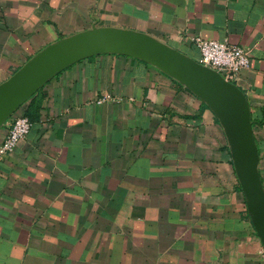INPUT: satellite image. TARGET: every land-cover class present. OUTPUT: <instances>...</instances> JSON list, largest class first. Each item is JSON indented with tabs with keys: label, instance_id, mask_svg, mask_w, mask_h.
Returning <instances> with one entry per match:
<instances>
[{
	"label": "crops",
	"instance_id": "obj_1",
	"mask_svg": "<svg viewBox=\"0 0 264 264\" xmlns=\"http://www.w3.org/2000/svg\"><path fill=\"white\" fill-rule=\"evenodd\" d=\"M94 20L198 60L195 35L244 47L249 65L232 81L250 104L264 185V0H0V81ZM37 101L0 156V264H264L224 130L182 83L99 53L55 74Z\"/></svg>",
	"mask_w": 264,
	"mask_h": 264
},
{
	"label": "water",
	"instance_id": "obj_2",
	"mask_svg": "<svg viewBox=\"0 0 264 264\" xmlns=\"http://www.w3.org/2000/svg\"><path fill=\"white\" fill-rule=\"evenodd\" d=\"M99 53L142 59L196 94L218 118L251 222L264 247V185L245 92L217 69L157 36L130 27L97 24L46 43L0 81V127L32 94L73 62Z\"/></svg>",
	"mask_w": 264,
	"mask_h": 264
},
{
	"label": "built area",
	"instance_id": "obj_3",
	"mask_svg": "<svg viewBox=\"0 0 264 264\" xmlns=\"http://www.w3.org/2000/svg\"><path fill=\"white\" fill-rule=\"evenodd\" d=\"M191 38L200 51L199 61L217 69L229 80H232L240 69L249 65V55L240 45L200 35ZM6 122L8 129L0 142V156L12 151L31 126V121L21 108L17 114L10 115Z\"/></svg>",
	"mask_w": 264,
	"mask_h": 264
},
{
	"label": "trees",
	"instance_id": "obj_4",
	"mask_svg": "<svg viewBox=\"0 0 264 264\" xmlns=\"http://www.w3.org/2000/svg\"><path fill=\"white\" fill-rule=\"evenodd\" d=\"M38 90H40V88H39ZM36 92H37V91H36ZM36 92H35L34 94H32V95L26 100V101H28V104H27V107L24 108V111H23V113H24L25 115L28 116V118H29L30 121H32L33 119H35V118L37 117V114H38V107H39V105H40V104L38 103V101H37V103L32 104V100H33L34 95L36 94ZM26 101H25V102H26ZM25 102L22 103V104L20 105V108H23V104H25Z\"/></svg>",
	"mask_w": 264,
	"mask_h": 264
},
{
	"label": "rangeland",
	"instance_id": "obj_5",
	"mask_svg": "<svg viewBox=\"0 0 264 264\" xmlns=\"http://www.w3.org/2000/svg\"><path fill=\"white\" fill-rule=\"evenodd\" d=\"M18 112H20V107H19L18 109H16V110L11 114V116L14 115V114H17ZM9 117H10V116H9Z\"/></svg>",
	"mask_w": 264,
	"mask_h": 264
}]
</instances>
